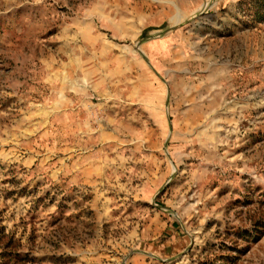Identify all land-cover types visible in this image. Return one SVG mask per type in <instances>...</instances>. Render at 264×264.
Here are the masks:
<instances>
[{
    "label": "rangeland",
    "instance_id": "rangeland-1",
    "mask_svg": "<svg viewBox=\"0 0 264 264\" xmlns=\"http://www.w3.org/2000/svg\"><path fill=\"white\" fill-rule=\"evenodd\" d=\"M256 0H0V264H264Z\"/></svg>",
    "mask_w": 264,
    "mask_h": 264
},
{
    "label": "trees",
    "instance_id": "trees-1",
    "mask_svg": "<svg viewBox=\"0 0 264 264\" xmlns=\"http://www.w3.org/2000/svg\"><path fill=\"white\" fill-rule=\"evenodd\" d=\"M259 4L258 9L255 10L254 12V16L258 19V20H264V0H256Z\"/></svg>",
    "mask_w": 264,
    "mask_h": 264
}]
</instances>
